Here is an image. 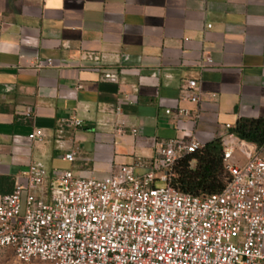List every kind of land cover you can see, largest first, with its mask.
<instances>
[{
	"label": "crops",
	"instance_id": "crops-1",
	"mask_svg": "<svg viewBox=\"0 0 264 264\" xmlns=\"http://www.w3.org/2000/svg\"><path fill=\"white\" fill-rule=\"evenodd\" d=\"M85 52L104 55L119 82L79 67ZM205 54L213 64L202 68ZM47 59L57 65L37 66ZM190 80L200 104L183 100ZM260 117L264 0H0V176L14 184L32 163L104 178L169 140L205 146ZM68 119L83 125L60 134ZM37 130L43 142L30 138ZM230 145L264 154L237 138Z\"/></svg>",
	"mask_w": 264,
	"mask_h": 264
},
{
	"label": "built area",
	"instance_id": "built-area-1",
	"mask_svg": "<svg viewBox=\"0 0 264 264\" xmlns=\"http://www.w3.org/2000/svg\"><path fill=\"white\" fill-rule=\"evenodd\" d=\"M77 61L100 71L104 81L119 82L104 55L85 52ZM212 64L205 54L201 67ZM44 65L57 64L54 59L37 63ZM186 85L183 100L200 104L199 82ZM179 115L189 112L180 109ZM82 125L79 119L62 120L58 132ZM30 138L43 142L45 134L37 130ZM235 138L231 133L223 138L230 180L221 193L206 196L174 185L180 160L204 147L196 139L169 140L151 160L120 165L100 179L32 163L20 172L13 191L0 195V248L23 263L264 264V154L231 163ZM75 157L67 154L64 160Z\"/></svg>",
	"mask_w": 264,
	"mask_h": 264
},
{
	"label": "trees",
	"instance_id": "trees-1",
	"mask_svg": "<svg viewBox=\"0 0 264 264\" xmlns=\"http://www.w3.org/2000/svg\"><path fill=\"white\" fill-rule=\"evenodd\" d=\"M237 139L264 148V117L257 119L240 118L229 130ZM193 163L196 166L193 167ZM174 185L184 193L206 196L221 193L230 180L224 163L223 139H215L196 153L182 158L176 168ZM14 189V180L0 176V195L9 194Z\"/></svg>",
	"mask_w": 264,
	"mask_h": 264
},
{
	"label": "rangeland",
	"instance_id": "rangeland-1",
	"mask_svg": "<svg viewBox=\"0 0 264 264\" xmlns=\"http://www.w3.org/2000/svg\"><path fill=\"white\" fill-rule=\"evenodd\" d=\"M244 160H245V156H242L240 154V151L238 150L233 160H231V163L241 165L245 162ZM59 164L63 166H68L67 163H63L61 161H59ZM58 171H63V170H58ZM158 186L161 187L163 186V184L160 183L158 184ZM0 264H50V263L43 261H33L31 263H23L16 259L15 255L11 250L0 248Z\"/></svg>",
	"mask_w": 264,
	"mask_h": 264
}]
</instances>
